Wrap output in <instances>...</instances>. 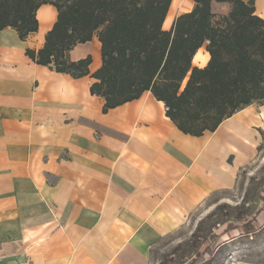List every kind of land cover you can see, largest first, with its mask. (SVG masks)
<instances>
[{
    "label": "crops",
    "instance_id": "0c3cea01",
    "mask_svg": "<svg viewBox=\"0 0 264 264\" xmlns=\"http://www.w3.org/2000/svg\"><path fill=\"white\" fill-rule=\"evenodd\" d=\"M252 2L264 19V0ZM195 7L172 0L162 28ZM24 41L0 30V264H150L152 248L183 228L212 194L232 190L255 156L264 106L252 103L202 136L182 133L151 92L107 112L89 75L35 64L57 19L36 10ZM205 42L192 58L209 61ZM100 68L92 40L69 52Z\"/></svg>",
    "mask_w": 264,
    "mask_h": 264
},
{
    "label": "trees",
    "instance_id": "16d2710c",
    "mask_svg": "<svg viewBox=\"0 0 264 264\" xmlns=\"http://www.w3.org/2000/svg\"><path fill=\"white\" fill-rule=\"evenodd\" d=\"M171 1L0 0V30L11 28L24 41L37 31L38 7L53 5L56 22L42 48L26 49V56L74 79L89 75L90 94L104 100V113L149 91L178 130L198 137L254 102L264 106V19L253 3L193 0L194 9L164 30ZM214 4L228 7L217 21ZM94 35L102 63L90 74L91 57L72 61L69 52ZM205 42L209 61L194 67Z\"/></svg>",
    "mask_w": 264,
    "mask_h": 264
},
{
    "label": "rangeland",
    "instance_id": "374dc122",
    "mask_svg": "<svg viewBox=\"0 0 264 264\" xmlns=\"http://www.w3.org/2000/svg\"><path fill=\"white\" fill-rule=\"evenodd\" d=\"M227 12L226 4L213 5L215 21ZM258 133L256 154L234 188L212 194L183 228L158 242L150 264H264V126Z\"/></svg>",
    "mask_w": 264,
    "mask_h": 264
},
{
    "label": "built area",
    "instance_id": "2783aa9c",
    "mask_svg": "<svg viewBox=\"0 0 264 264\" xmlns=\"http://www.w3.org/2000/svg\"><path fill=\"white\" fill-rule=\"evenodd\" d=\"M168 110V108L166 107V111Z\"/></svg>",
    "mask_w": 264,
    "mask_h": 264
}]
</instances>
